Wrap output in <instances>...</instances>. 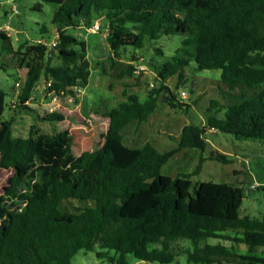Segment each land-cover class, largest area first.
<instances>
[{"label":"trees","instance_id":"1","mask_svg":"<svg viewBox=\"0 0 264 264\" xmlns=\"http://www.w3.org/2000/svg\"><path fill=\"white\" fill-rule=\"evenodd\" d=\"M41 1L58 6L52 18L58 36L55 45L40 41L27 47L26 43L16 52L15 62L28 70L21 102L32 97L43 77L50 94L76 99L79 90L90 84L91 48L98 58L94 67L105 75L106 65L118 66L129 47L143 49L147 39L165 36L186 38L170 61H145L134 53L121 66L118 78L125 80L147 65L155 71L158 86L149 89L144 101L125 89V100L97 112L106 121L104 144L73 162L76 183L60 181L59 160L38 163L35 125L28 137H15V118L3 119L7 94L0 91V175L12 173L0 194V264H72L82 250L95 252L109 264H131L129 255L147 263L172 264L173 243L179 240L191 243L184 251L189 264H264V219L241 216L244 188L230 182L193 181L207 161L233 162L221 152L205 155L212 130L236 140L264 142V0ZM99 19L106 38V51L100 54L94 51L97 46L73 33L91 28ZM0 38L8 39L3 32ZM156 53L163 51L157 48ZM55 57L60 61L56 66ZM191 61L200 72L221 70L222 82L230 90L260 92L252 98L244 95L236 105L212 100L206 125L184 126L177 147L170 151L161 152L149 142L128 146L127 126L148 122L159 101L185 112L192 108L167 84L172 76L178 77L176 88L187 84L186 67ZM191 90L194 93V85ZM84 114L90 116L87 108ZM65 118L52 112L42 120L63 123ZM68 134L63 128L55 140ZM186 148L201 151L196 168L176 178L163 175L162 168ZM71 154L69 143L65 162ZM68 199L92 205L64 212L61 205ZM239 245L246 246V254L237 252Z\"/></svg>","mask_w":264,"mask_h":264},{"label":"rangeland","instance_id":"2","mask_svg":"<svg viewBox=\"0 0 264 264\" xmlns=\"http://www.w3.org/2000/svg\"><path fill=\"white\" fill-rule=\"evenodd\" d=\"M57 7L55 4L41 0H0V32L8 37V39L0 38V91L7 94L3 119L15 118V137H28L31 127L35 125L39 145L38 163L49 164L54 159L59 160L63 166L60 181L76 183L78 170L73 166V162L78 161L84 152L95 151L104 144L106 121L100 119L97 112L107 111L125 100V89L130 93L138 94L144 101L149 89L158 86L155 71L147 65L142 64L133 78L125 80L118 78L121 66L128 63V58L134 53L139 54L145 61L151 59L158 63L170 61L182 47V41L186 36L181 34L165 36L157 41L147 39L143 49L139 50L129 47L118 66L112 69L106 65L105 75H101L94 67V62L98 58L91 52L93 49L91 48L89 56L94 62L90 84L85 89L79 90L76 99L50 94L47 90V81L43 77L36 85L32 97L21 102L20 97L28 70L25 66L19 67L15 62L16 52L26 43H28L27 47H30L40 41L47 44L54 42L58 32L52 18ZM97 25L102 27V19L97 20L91 28H80L73 33L79 39L86 40L92 47L97 46L94 51L100 54V51L105 49L106 38L102 29L97 30ZM7 26L10 27L8 31L5 30ZM157 48H161L163 54L156 53ZM59 62L55 57L52 65L56 66ZM186 74L187 84L180 88H176L177 76L169 77L167 84L177 97H180L181 91L189 94L185 102L192 108L185 112L183 109H173L159 101L157 110L150 116L148 122L140 124L133 121L127 126L124 131V141L128 146L142 147L149 142L161 152L170 151L177 147L184 126L206 125L212 100H217L223 105H236L242 101L244 95L252 98L260 92V89L248 88L230 90L222 82L221 70L200 72L195 61H191L186 67ZM192 85H194V93L191 90ZM21 107H28L30 110ZM84 108H87L90 116L84 114ZM52 112L63 114L66 117L65 121L58 123L42 120ZM62 127L68 129L69 134L61 141H57L55 137L58 131L63 129ZM69 143H71L72 157L65 162ZM212 151L226 154L233 162L222 164L207 161L202 173L193 178L194 183L230 182L242 186L245 190V198L240 209L241 216L264 219V142L257 139L236 140L232 135L212 130L208 135L205 155H209ZM200 156L201 151L198 149H183L162 168V174L176 178L180 174L190 173L198 165ZM11 176L12 173L7 171L1 173L0 194L3 193L4 186L8 185ZM88 205L92 204L68 199L62 203L61 210L76 212L78 208ZM232 235L236 234L232 233ZM220 242L231 247L229 242L222 240ZM190 247L189 241L174 242L173 252L176 261L172 264H189L184 251ZM237 249L240 254L247 253L245 245H239ZM128 259L131 264H152L138 260L133 255H129ZM72 264H109V262L99 260L95 252L82 250L75 256Z\"/></svg>","mask_w":264,"mask_h":264},{"label":"built area","instance_id":"3","mask_svg":"<svg viewBox=\"0 0 264 264\" xmlns=\"http://www.w3.org/2000/svg\"><path fill=\"white\" fill-rule=\"evenodd\" d=\"M96 28H97V30H100V26H99V25H97ZM5 30H6V31L10 30V27L7 26V27L5 28ZM41 42H43V41H41ZM55 44H56V42L53 43L52 45H55ZM18 86H20V84H18ZM179 98H180V100H181L182 102H185V100H187V99L189 98V94H187V93L184 92V91H181V95H180ZM255 187H257V186H255Z\"/></svg>","mask_w":264,"mask_h":264},{"label":"crops","instance_id":"4","mask_svg":"<svg viewBox=\"0 0 264 264\" xmlns=\"http://www.w3.org/2000/svg\"><path fill=\"white\" fill-rule=\"evenodd\" d=\"M57 30V29H56Z\"/></svg>","mask_w":264,"mask_h":264}]
</instances>
